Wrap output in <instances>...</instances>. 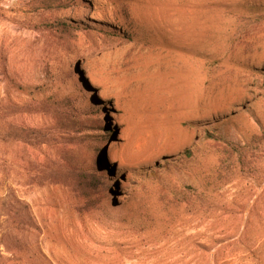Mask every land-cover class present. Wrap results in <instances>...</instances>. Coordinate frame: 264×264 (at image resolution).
<instances>
[{
    "label": "rangeland",
    "instance_id": "rangeland-1",
    "mask_svg": "<svg viewBox=\"0 0 264 264\" xmlns=\"http://www.w3.org/2000/svg\"><path fill=\"white\" fill-rule=\"evenodd\" d=\"M78 75L102 107L88 187L0 140V264H264V148L240 165L204 137L264 136V0H0V117Z\"/></svg>",
    "mask_w": 264,
    "mask_h": 264
},
{
    "label": "trees",
    "instance_id": "trees-1",
    "mask_svg": "<svg viewBox=\"0 0 264 264\" xmlns=\"http://www.w3.org/2000/svg\"><path fill=\"white\" fill-rule=\"evenodd\" d=\"M84 5L90 6V3ZM54 24L61 32L81 28L78 22L71 20ZM114 34L123 36L117 31ZM78 77L79 86L76 93L61 96L53 92L42 96V91L36 90L37 97L30 93L28 99L20 102L7 99L0 117V140L5 144L15 143L21 146L26 155L25 164L28 172H33L40 184L62 185L71 191L79 187H88V173L85 167L87 162L83 156V146L90 137H93L86 134L89 128H93L90 125L91 114L102 109L87 81L80 75ZM83 101L85 104H82ZM16 116H34L39 118L40 123L17 124ZM97 122L98 120H95L94 124ZM204 137L228 148L236 155L240 165L250 163L256 152L264 148L262 135L254 136L249 143L243 145L229 141L217 130H208ZM96 165L101 166L97 159ZM94 169L92 165L91 171Z\"/></svg>",
    "mask_w": 264,
    "mask_h": 264
},
{
    "label": "bare ground",
    "instance_id": "bare-ground-1",
    "mask_svg": "<svg viewBox=\"0 0 264 264\" xmlns=\"http://www.w3.org/2000/svg\"><path fill=\"white\" fill-rule=\"evenodd\" d=\"M111 159H112V157H111Z\"/></svg>",
    "mask_w": 264,
    "mask_h": 264
}]
</instances>
